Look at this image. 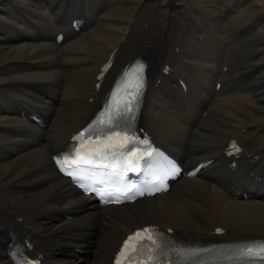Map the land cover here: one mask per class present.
I'll return each mask as SVG.
<instances>
[{
  "label": "bare ground",
  "instance_id": "6f19581e",
  "mask_svg": "<svg viewBox=\"0 0 264 264\" xmlns=\"http://www.w3.org/2000/svg\"><path fill=\"white\" fill-rule=\"evenodd\" d=\"M76 14L87 20L79 32ZM137 55L150 64L142 118L156 140L187 166L217 159L167 193L99 207L52 155ZM234 138L243 151L231 172ZM242 189L247 198L235 197ZM148 221L201 237L217 227L230 238L264 235V0H0V264H12L11 229L50 264H111L122 238Z\"/></svg>",
  "mask_w": 264,
  "mask_h": 264
},
{
  "label": "snow or ice",
  "instance_id": "6c2138e0",
  "mask_svg": "<svg viewBox=\"0 0 264 264\" xmlns=\"http://www.w3.org/2000/svg\"><path fill=\"white\" fill-rule=\"evenodd\" d=\"M144 231L146 233H149L148 236H147V238L151 240L152 239V236H151L149 230L148 229H145ZM136 238H143V237L141 236V233H136L135 237H130L129 240L132 241V240H134ZM127 246L128 245L126 244L125 247H127ZM243 254L245 256H257V257H260V258H264V245H261V246L256 247V248L247 247V248H245L243 250Z\"/></svg>",
  "mask_w": 264,
  "mask_h": 264
},
{
  "label": "rangeland",
  "instance_id": "374dc122",
  "mask_svg": "<svg viewBox=\"0 0 264 264\" xmlns=\"http://www.w3.org/2000/svg\"><path fill=\"white\" fill-rule=\"evenodd\" d=\"M184 3V2H183ZM53 39H54V37H53Z\"/></svg>",
  "mask_w": 264,
  "mask_h": 264
}]
</instances>
